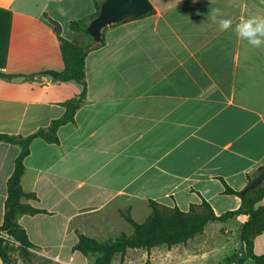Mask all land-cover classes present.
<instances>
[{"label": "crops", "instance_id": "1", "mask_svg": "<svg viewBox=\"0 0 264 264\" xmlns=\"http://www.w3.org/2000/svg\"><path fill=\"white\" fill-rule=\"evenodd\" d=\"M150 1L153 13L107 27L104 45L87 55L86 98L59 128V143L30 145L22 186L38 199L25 202L48 213L17 222L32 250L57 251L43 254L56 264H84L74 251L79 235L109 240L123 233V212L146 219L149 200L187 212L204 198L217 215L237 210L242 199L226 194L223 181L242 191L264 167V43L236 32L264 18V0ZM96 12V0H0V134L28 137L64 116L83 88L43 73L64 70L55 24L72 41L71 24L88 28ZM220 15L231 23L221 26ZM20 153L0 143V227ZM233 220L241 227L248 218L226 223ZM191 241L187 250L202 259L204 242ZM254 253L264 255V233Z\"/></svg>", "mask_w": 264, "mask_h": 264}, {"label": "trees", "instance_id": "2", "mask_svg": "<svg viewBox=\"0 0 264 264\" xmlns=\"http://www.w3.org/2000/svg\"><path fill=\"white\" fill-rule=\"evenodd\" d=\"M96 7L97 12L94 18L98 17L101 12V4L98 0H96ZM71 27L77 35L72 41H68L61 37V28L55 24V32L59 37L64 63V70L59 74L57 80L64 83L79 84L83 88L82 91L78 96L64 103L66 107L64 116L54 120L48 128H42L28 137L0 134V143L5 142L21 147V153L15 162L14 172L7 183L8 197L5 203L4 222L0 227V259L2 264H15L16 262V259L9 252L8 241L19 244L20 257L24 263L33 264L35 254L31 250L34 249V245L25 228L17 222V216H33L48 212L25 202L38 199L35 193L25 192L22 186L25 159L30 154V145L34 139L42 138L47 143L58 144L59 128L74 122L76 113L84 103L87 94L86 57L90 51L104 45V40L101 43H96L93 40L87 32L86 25L73 22ZM88 39L90 43H85V40ZM1 77L13 80L29 78L30 76L1 75ZM263 171L264 167H260L254 173L249 174L248 184L242 191L234 190L223 181L226 194L236 195L242 199V205L237 210L217 215L210 203L204 198L201 204H191L187 212L182 211L178 206L168 207L154 200H149L151 213L142 223L136 222L130 211L122 213L126 222L134 229L133 235L121 233L116 239L102 242L85 235H79L74 251L85 257L99 254L98 259L92 264H112L117 255L122 257L123 263L129 250L143 249L150 253L160 246H167L171 249L179 245H187L195 237L203 234L206 227L211 223H226L239 216H246L248 220L240 228V241L246 250V258L241 260L239 264H244L246 260H252L255 264H264V255L254 253V239L264 233V206L261 204L264 199V182L256 189L247 191L252 181ZM244 193L245 195H243Z\"/></svg>", "mask_w": 264, "mask_h": 264}, {"label": "rangeland", "instance_id": "3", "mask_svg": "<svg viewBox=\"0 0 264 264\" xmlns=\"http://www.w3.org/2000/svg\"><path fill=\"white\" fill-rule=\"evenodd\" d=\"M85 43H90V40H85ZM145 218H141L139 215L135 216V220L138 223H142ZM124 225L123 233H127L128 235L134 234V229L128 223ZM240 224L236 221H230L226 224L224 223H212L209 224L206 233L203 236H199L196 240L191 241L190 247L194 244L199 243L200 241L204 242L203 251L200 253V256L203 255V258L200 259L199 256H196L195 251L187 250L185 245H179L176 247H172L171 249L167 246H160L153 249L150 253L143 249H133L129 250L124 257V261L122 263V257L117 255L112 264H230L228 260L232 262L240 263L242 259V251L239 247L240 241ZM223 229L228 230L229 233L225 234ZM120 234H114L109 236L110 239H116ZM105 241V240H100ZM8 248L10 254L16 259L15 264H26L21 260L20 257V248L19 244L17 245L14 241H8ZM69 239L65 242V249L63 250V259H67L69 257V247L72 245ZM43 254H47L46 256H53L57 251L52 250L51 252H43L44 250H40ZM35 254L33 257V264H56L50 259L43 257L37 250H32ZM199 255V254H197ZM99 257V254L90 255L89 257H85L80 253H77L76 259L77 261L84 262V264H92ZM228 258V259H227ZM227 259V260H226ZM245 264H255L254 261L249 260Z\"/></svg>", "mask_w": 264, "mask_h": 264}, {"label": "water", "instance_id": "4", "mask_svg": "<svg viewBox=\"0 0 264 264\" xmlns=\"http://www.w3.org/2000/svg\"><path fill=\"white\" fill-rule=\"evenodd\" d=\"M101 12L88 26L87 32L96 43L104 40V30L130 18L141 17L154 10L150 0H99ZM53 79H58L59 72L47 70L43 72ZM264 182V171L258 175L247 188L256 189ZM245 195V193L243 194Z\"/></svg>", "mask_w": 264, "mask_h": 264}, {"label": "clouds", "instance_id": "5", "mask_svg": "<svg viewBox=\"0 0 264 264\" xmlns=\"http://www.w3.org/2000/svg\"><path fill=\"white\" fill-rule=\"evenodd\" d=\"M215 18L218 19L221 26L231 23V17L227 15H220ZM236 32L239 37L247 38L250 44L258 47L264 43V40L261 39L264 37V18L252 17L242 21L237 25Z\"/></svg>", "mask_w": 264, "mask_h": 264}, {"label": "built area", "instance_id": "6", "mask_svg": "<svg viewBox=\"0 0 264 264\" xmlns=\"http://www.w3.org/2000/svg\"><path fill=\"white\" fill-rule=\"evenodd\" d=\"M17 245H18V243H17ZM32 251V250H31Z\"/></svg>", "mask_w": 264, "mask_h": 264}]
</instances>
